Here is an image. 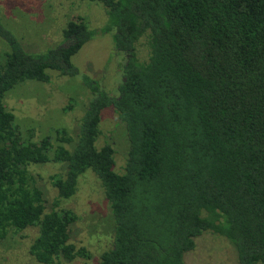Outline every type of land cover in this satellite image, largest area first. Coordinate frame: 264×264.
<instances>
[{"label": "trees", "instance_id": "obj_1", "mask_svg": "<svg viewBox=\"0 0 264 264\" xmlns=\"http://www.w3.org/2000/svg\"><path fill=\"white\" fill-rule=\"evenodd\" d=\"M88 1L103 6V26L69 19L60 43L39 51L0 19V240L37 226V262L87 257L69 240L76 214L56 206L91 172L113 222L98 264H185L207 232L227 240L238 264H264V0ZM97 35L122 58L112 91L72 62ZM50 72L91 93L75 138L63 127L55 143L24 136L4 105L16 85L48 82ZM107 108L128 144L119 171L112 144L97 145ZM48 162L64 171L50 178L57 198L46 211L33 167Z\"/></svg>", "mask_w": 264, "mask_h": 264}, {"label": "rangeland", "instance_id": "obj_2", "mask_svg": "<svg viewBox=\"0 0 264 264\" xmlns=\"http://www.w3.org/2000/svg\"><path fill=\"white\" fill-rule=\"evenodd\" d=\"M82 17L92 29H100L105 22L103 6L88 0H0V19L28 51L52 47L62 40V29L69 19ZM84 44L72 56V62L81 73L96 79L101 88L112 91L122 79L118 65L121 56H115L107 35ZM7 46L0 39V52ZM120 56V57H119ZM91 97L89 89L75 77L50 72L48 82L25 81L11 89L4 98L5 107L12 111L24 136L38 140L49 134L53 143L57 129L65 128L75 138L78 123ZM102 135L98 147L105 141L114 148L115 168L119 171L127 153L124 125L112 108L102 113ZM73 143L65 144L71 147ZM64 165L43 163L33 167L37 185L43 192L46 211L52 208L57 190L50 178L62 174ZM71 209L77 220L70 228V242L84 248L88 256L73 260L62 259L58 264H98L102 250L111 244L113 222L109 203L96 176L85 172L78 179L76 192L56 206ZM38 234L37 226L19 232H10L0 240V264H42L29 252ZM185 264H238L233 248L226 239L207 232L196 239L194 249L184 257Z\"/></svg>", "mask_w": 264, "mask_h": 264}, {"label": "flooded vegetation", "instance_id": "obj_3", "mask_svg": "<svg viewBox=\"0 0 264 264\" xmlns=\"http://www.w3.org/2000/svg\"><path fill=\"white\" fill-rule=\"evenodd\" d=\"M114 55H115V56H117V54H116V53H114Z\"/></svg>", "mask_w": 264, "mask_h": 264}]
</instances>
